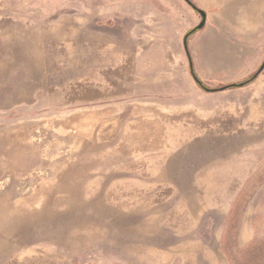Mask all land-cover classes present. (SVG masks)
Here are the masks:
<instances>
[{
    "label": "rangeland",
    "instance_id": "obj_1",
    "mask_svg": "<svg viewBox=\"0 0 264 264\" xmlns=\"http://www.w3.org/2000/svg\"><path fill=\"white\" fill-rule=\"evenodd\" d=\"M196 2L252 83L177 0H0V264H264V53Z\"/></svg>",
    "mask_w": 264,
    "mask_h": 264
},
{
    "label": "crops",
    "instance_id": "obj_2",
    "mask_svg": "<svg viewBox=\"0 0 264 264\" xmlns=\"http://www.w3.org/2000/svg\"><path fill=\"white\" fill-rule=\"evenodd\" d=\"M179 5H181L185 11L188 13L189 20L187 21L188 28L197 27V25L202 21V17L197 13L185 0H177ZM194 2L197 6L205 13V24L201 30L197 32L195 38L200 37L210 30V13L209 4ZM214 6L220 9V17H216V25H228L232 29L233 37H237L238 40H243L244 43V54H253L254 57L251 59L242 58L243 63L253 61V64H249V70H254L256 64L262 62V54L264 53V25L261 19L262 15V0H233L232 2L226 4L222 0H213ZM208 5V6H207ZM200 18V19H199ZM226 22V23H225ZM236 24V28L234 25ZM234 27V28H233ZM222 28V27H220ZM219 29V28H217ZM186 32L182 34V44L184 47V38ZM244 68H246L244 66Z\"/></svg>",
    "mask_w": 264,
    "mask_h": 264
},
{
    "label": "trees",
    "instance_id": "obj_3",
    "mask_svg": "<svg viewBox=\"0 0 264 264\" xmlns=\"http://www.w3.org/2000/svg\"><path fill=\"white\" fill-rule=\"evenodd\" d=\"M195 11H197L198 13H202V11L200 9H198L191 1L189 0H185ZM198 29L197 28H193L191 29L190 31H188L185 35V38H186V43H185V52H186V55H187V58H188V63H189V73L191 75V77L193 78V80L195 81L196 85L199 86L201 89L207 91V92H214V91H218V90H227V89H237V88H240V87H243V86H247L248 84L252 83L255 78L257 77L258 75V72L254 73L251 77H249L248 79L242 81V82H239V83H233V84H229V85H226L220 89H208L206 88L203 83L200 81V79L197 77L195 71H194V68H193V65H192V61H191V58H190V54L188 52V48H187V41H188V38L195 32H197Z\"/></svg>",
    "mask_w": 264,
    "mask_h": 264
},
{
    "label": "water",
    "instance_id": "obj_4",
    "mask_svg": "<svg viewBox=\"0 0 264 264\" xmlns=\"http://www.w3.org/2000/svg\"><path fill=\"white\" fill-rule=\"evenodd\" d=\"M201 17H202V21L199 23V25L197 26V29L200 30L203 28L204 24H205V13L202 11V13H200ZM186 43V38H184V46Z\"/></svg>",
    "mask_w": 264,
    "mask_h": 264
}]
</instances>
